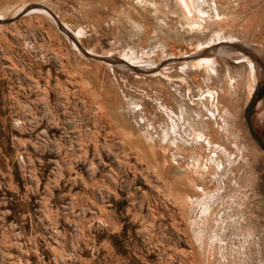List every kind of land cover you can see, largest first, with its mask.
Returning a JSON list of instances; mask_svg holds the SVG:
<instances>
[{"label":"rangeland","instance_id":"1","mask_svg":"<svg viewBox=\"0 0 264 264\" xmlns=\"http://www.w3.org/2000/svg\"><path fill=\"white\" fill-rule=\"evenodd\" d=\"M192 7L0 0V264H264V0Z\"/></svg>","mask_w":264,"mask_h":264},{"label":"water","instance_id":"2","mask_svg":"<svg viewBox=\"0 0 264 264\" xmlns=\"http://www.w3.org/2000/svg\"><path fill=\"white\" fill-rule=\"evenodd\" d=\"M231 47L235 50L242 51L245 53H248L249 50L246 49V44H231ZM248 47V46H247ZM256 54V53H255ZM257 55V54H256ZM256 58V60L258 61V63L262 65V69H263V75L260 77V87L259 89H256L253 93V95L251 96L246 108H245V120L247 123V127L249 130V133L252 137V139L256 142V144L259 146V148L263 151L264 153V133L260 132L259 130H257L255 128L254 125V112H255V108L258 104L259 101H261L262 99L264 100V54L262 55H257L254 56Z\"/></svg>","mask_w":264,"mask_h":264},{"label":"bare ground","instance_id":"3","mask_svg":"<svg viewBox=\"0 0 264 264\" xmlns=\"http://www.w3.org/2000/svg\"><path fill=\"white\" fill-rule=\"evenodd\" d=\"M193 1L194 0H181V2L184 4V6H185V9L186 10H189V12L190 13H192V12H194V10H193V7H192V4H193ZM200 11V10H199ZM198 11V12H199ZM200 13V12H199ZM192 15V14H191ZM176 43H175V47L177 48V47H179L178 45H180V44H183L184 46L185 45H187V36H185V35H183L182 37H181V39H179L178 41H176V40H174ZM214 51V50H213ZM218 51H219V49H218ZM222 52H224V53H226V51L224 50V51H222ZM245 53V52H244ZM206 54V53H205ZM202 55V54H201ZM207 55V54H206ZM253 56V55H252ZM254 57V56H253ZM254 59L256 60V58L254 57ZM241 60V59H240ZM245 60V58L243 59V61ZM251 61V60H250ZM257 61V60H256ZM264 62V61H263ZM240 63V62H239ZM257 65H258V69H260L261 67H262V65L263 64H259L258 63V61H257V63H256ZM251 65V64H250ZM260 66V67H259ZM120 67H123L124 68V66L122 65V66H120ZM89 88L91 89V86L89 85ZM107 91V90H106ZM105 91V92H106ZM264 103H263V101H262V103L260 102L259 104H258V109H259V115H260V117H262V118H264V114H262L261 113V111H263L264 110V105H263ZM257 109V108H256ZM262 120V119H261ZM263 122H264V120H263Z\"/></svg>","mask_w":264,"mask_h":264},{"label":"crops","instance_id":"4","mask_svg":"<svg viewBox=\"0 0 264 264\" xmlns=\"http://www.w3.org/2000/svg\"><path fill=\"white\" fill-rule=\"evenodd\" d=\"M231 44H232V43H231ZM231 44H226L225 47H226L227 49H224L225 51L227 50V51L229 52V55H230V52H231L232 49H233V48L231 47ZM233 44H234V43H233ZM247 46H248V47H247ZM245 48L249 50L248 53H245L246 55L248 54L247 56H252V55H253V56H257V55H258V54H257L258 52L254 50V49L258 48V47H255V45L246 44V47H245ZM219 49H220V48H219ZM222 50H223V49L219 50V54H220V52H221ZM224 50H223V51H224ZM255 53H256L257 55H256ZM251 54H252V55H251ZM253 56H252V57H253ZM263 61H264V60H263Z\"/></svg>","mask_w":264,"mask_h":264}]
</instances>
